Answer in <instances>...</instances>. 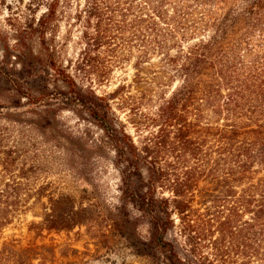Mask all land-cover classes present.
<instances>
[{"label": "trees", "instance_id": "obj_1", "mask_svg": "<svg viewBox=\"0 0 264 264\" xmlns=\"http://www.w3.org/2000/svg\"><path fill=\"white\" fill-rule=\"evenodd\" d=\"M31 6L1 51L4 119L19 121L25 111L47 136L59 112H74L100 131L94 151L112 152L118 196L107 206L91 201L86 187L79 197L49 193L47 184L30 191L22 180L33 165L0 126V264H48L44 251L52 248L4 234L36 206L28 233L103 230L97 248L109 247V233L144 264H264V0ZM62 18L79 26L74 61L57 47ZM125 64L145 87L129 109L141 118L129 121L136 138L112 105L126 85L94 87Z\"/></svg>", "mask_w": 264, "mask_h": 264}, {"label": "rangeland", "instance_id": "obj_2", "mask_svg": "<svg viewBox=\"0 0 264 264\" xmlns=\"http://www.w3.org/2000/svg\"><path fill=\"white\" fill-rule=\"evenodd\" d=\"M31 2L32 0H0V57L3 43H13V26L32 15ZM72 11L68 10L69 13H73ZM56 35L62 59L65 62L74 61L81 47L77 22L73 18H62L58 23ZM134 73L132 66L125 64L115 68L105 84H97L94 87L97 92L102 93L112 91L119 84L126 85L122 97L115 99L112 105L136 138V132L129 121L133 119L140 123L141 118L139 114L130 113L129 109L134 103L139 104L145 87L141 80L135 82ZM4 99L0 96V103H5ZM23 112L25 111L20 113L19 121H9L4 119L7 114L0 108V126L5 127L7 133L17 141V148L23 157L27 158V162L33 165L34 172L30 171L28 177L22 180L28 187H32L30 191H33L36 184H47L46 191L49 193L66 192L79 197L82 188L86 187L92 196L91 201L107 206L116 203L118 172L111 163L112 152L107 148L94 151L97 149L94 145L98 143L100 135L96 127L83 121L74 112L63 110L58 113L55 123L57 130L44 136L29 125L27 119L30 114ZM57 132L58 138H53L52 135ZM66 136H70L69 139L73 143L66 142ZM40 210L38 206L30 209L15 228L6 229L4 234L14 233L15 236L22 237L23 245L34 242L35 245L43 244L52 248V253L47 249V252L44 251L48 264H65L67 261L72 264H144L141 258L133 256L129 249L124 247L121 240L109 233H105L109 239V247L97 248L94 243H102L99 234L103 233V230L91 229V232H88L84 226H79L69 232L43 233L44 237L28 233L27 223L38 219L33 217V211ZM143 231L144 226L141 225V232ZM90 233L96 236L93 237Z\"/></svg>", "mask_w": 264, "mask_h": 264}]
</instances>
